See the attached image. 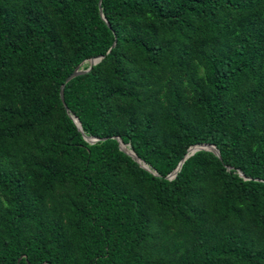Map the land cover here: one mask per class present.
Wrapping results in <instances>:
<instances>
[{
  "label": "trees",
  "instance_id": "1",
  "mask_svg": "<svg viewBox=\"0 0 264 264\" xmlns=\"http://www.w3.org/2000/svg\"><path fill=\"white\" fill-rule=\"evenodd\" d=\"M0 264H264V0H0Z\"/></svg>",
  "mask_w": 264,
  "mask_h": 264
},
{
  "label": "water",
  "instance_id": "2",
  "mask_svg": "<svg viewBox=\"0 0 264 264\" xmlns=\"http://www.w3.org/2000/svg\"><path fill=\"white\" fill-rule=\"evenodd\" d=\"M100 13H101V18L106 22V19H105V17L102 14L101 8H100ZM107 25L109 26L108 23H107ZM112 47H114V45ZM103 57L104 56H99V57H95V58H92V59H89V60L85 61L83 64L88 63L89 64L88 69L83 70L82 69L83 64H82L66 79L64 85L61 86V90H60V98H61L63 104H64V87H65V85L67 83H69L72 79H74V78H76V77H78L80 75H84L86 73H89L91 71V69L93 68V66L98 64L103 59ZM64 106H65V108H66V110L68 112V115L70 116V118L72 119V121L74 122L76 127L78 128V131L82 132V127H81V123H80L79 119L77 117H75V116H72L70 114V112L68 111V109H67L65 104H64ZM83 137L90 144H95L97 142L105 140V139H98V138H95V137H88L86 135H83ZM116 140L118 141L119 148H120V150L122 152H124L126 155L130 156L135 162H137L140 165L141 168H143L147 172L153 174L154 176H158V174L155 171H153L145 162H143L142 160H140L136 156V154L134 153L133 149H131L129 145H125L119 138H116ZM200 151L211 152L216 157L221 159L220 152L214 145L201 144V145L192 146V147H190L188 149V152H187L185 158L179 163L178 167L170 175L167 176V179H169V180L174 179L176 177L177 173L180 171L184 161L188 157H190V156H192L195 153L200 152ZM239 176L242 177L244 180H251L250 178L245 177V175L241 171H239Z\"/></svg>",
  "mask_w": 264,
  "mask_h": 264
}]
</instances>
